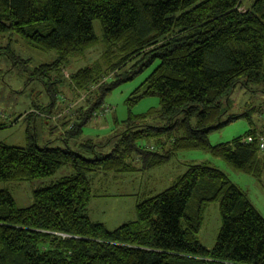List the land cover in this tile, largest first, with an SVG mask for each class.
<instances>
[{
  "label": "trees",
  "instance_id": "trees-1",
  "mask_svg": "<svg viewBox=\"0 0 264 264\" xmlns=\"http://www.w3.org/2000/svg\"><path fill=\"white\" fill-rule=\"evenodd\" d=\"M244 1L0 0V34L14 33L57 53L56 61L35 69L37 78L51 79L70 58L93 47L98 41L95 21L101 24L108 59L115 51L120 64L141 57L133 75L158 61L131 102L159 98L161 118L169 122V127H150L155 134L129 127L110 155L86 144L91 158L69 144L65 149L40 147L30 132L25 147L1 143L0 182L45 179L65 167L73 174L36 190L27 208H19L10 192L0 190V264H264V217L224 172L208 165H191L170 188L143 197L136 219L120 227L109 229L88 214L95 173L149 171L181 150L204 151L262 179L264 150L256 131L247 134L252 142L240 137L212 145L209 140L213 131L240 118L223 122L228 112L224 100L239 85H264V0L243 11ZM100 71H78L72 76L76 89L98 85ZM133 75L100 86L101 99L82 125L94 118L105 93ZM56 102L52 96L49 106ZM181 115V137L172 140L169 151L140 146L142 139L176 128ZM82 125L67 135L76 137ZM133 153L142 158L138 170L129 163ZM214 202L220 203L222 226L209 250L198 234L204 206Z\"/></svg>",
  "mask_w": 264,
  "mask_h": 264
},
{
  "label": "rangeland",
  "instance_id": "rangeland-1",
  "mask_svg": "<svg viewBox=\"0 0 264 264\" xmlns=\"http://www.w3.org/2000/svg\"><path fill=\"white\" fill-rule=\"evenodd\" d=\"M254 1L245 0L242 10L250 8ZM94 29L98 37L97 43L82 55L70 58L60 70L50 75L51 79L37 78L34 71L41 65L56 61L58 58L56 51L36 47L14 33L0 34V124L5 125L0 128V144L25 147L28 144L27 134L30 132L36 137L40 147L48 145L65 149L69 144L84 157L91 158L93 154L84 148L86 144L94 145L100 155H110L119 146L121 135L129 127H132L131 131L149 130L150 133L156 132L149 129L150 127H169V122L161 118L159 98L145 97L136 104L131 102L137 89L144 84L159 62L156 61L142 73L133 75L134 71H138L136 67L141 57L120 64V55L116 51L112 53L114 51L112 50L108 59L100 22H94ZM139 67H142V64ZM84 68L101 70L97 79L102 81L86 90H78L72 76ZM125 75L133 77L113 91L105 93L102 105L93 113V116L97 117L88 120L83 126L89 110L95 108L94 105L101 99L102 92L98 88L114 81V78L118 79L119 76ZM52 83L53 85H50ZM52 96L57 101L55 107L49 106ZM224 108L228 109V112L223 117V122L230 116L240 118L218 131H213L209 135L212 145L232 142L240 137L248 141L250 137H247V134L250 131H256L255 135L260 139L264 137L263 84H251L248 88L239 85L230 98L224 100ZM182 119L183 115L176 119V128L163 131L159 136L142 139L139 142L140 146H148L159 153L169 151L172 140L181 137L179 123ZM77 124L83 126L82 133L76 137L66 135L67 131ZM263 156L264 152L261 153V157ZM140 162L142 158L133 153L129 163L138 170ZM191 165H208L224 172L234 184L249 195L264 217V176L258 180L240 173L224 160L201 150L176 152L167 164L149 171L95 173L93 199L89 204L88 214L93 221L104 223L109 229L134 221L133 219L137 217V203L142 201L143 197L155 196L167 190ZM72 174V169L66 167L53 177L45 179L0 182V190L10 192L19 208H27L33 205L36 190L50 186ZM141 182L146 189L141 187ZM134 193L138 194L137 198ZM221 226L220 203L206 204L202 227L198 234L199 242L205 248L213 249Z\"/></svg>",
  "mask_w": 264,
  "mask_h": 264
},
{
  "label": "crops",
  "instance_id": "crops-1",
  "mask_svg": "<svg viewBox=\"0 0 264 264\" xmlns=\"http://www.w3.org/2000/svg\"><path fill=\"white\" fill-rule=\"evenodd\" d=\"M95 118V116H94ZM68 134V131L66 133V135ZM75 139V138H74ZM66 168V167H65ZM264 176V175H263ZM255 178V177H254ZM238 186V185H237ZM141 187H143V189H146V186H142V182H141ZM239 187V186H238ZM142 189V188H141ZM242 189V188H241ZM243 190V189H242ZM244 191V190H243ZM245 192V191H244ZM246 193V192H245ZM136 194V195H135ZM150 194V192L148 193ZM133 195H135V197L137 198L138 197V194L137 193H134ZM247 197L249 198V200L252 202V204L255 206L254 202L252 201V199L249 197V195L246 193ZM257 208V207H256ZM257 210L260 212V210L257 208ZM263 216V215H262ZM90 217V216H89ZM136 219V218H135ZM133 219V220H135ZM92 220V219H91ZM96 222H99V221H96Z\"/></svg>",
  "mask_w": 264,
  "mask_h": 264
},
{
  "label": "built area",
  "instance_id": "built-area-1",
  "mask_svg": "<svg viewBox=\"0 0 264 264\" xmlns=\"http://www.w3.org/2000/svg\"><path fill=\"white\" fill-rule=\"evenodd\" d=\"M96 116V115H95ZM97 117V116H96ZM248 141H250V142H252L253 141V139L250 137L249 138V140ZM261 148L264 150V138H261Z\"/></svg>",
  "mask_w": 264,
  "mask_h": 264
}]
</instances>
